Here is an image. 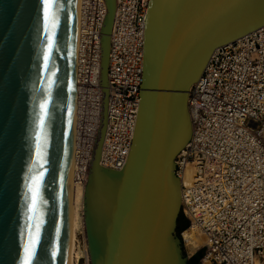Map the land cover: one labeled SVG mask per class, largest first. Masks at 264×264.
I'll list each match as a JSON object with an SVG mask.
<instances>
[{
  "label": "water",
  "instance_id": "95a60500",
  "mask_svg": "<svg viewBox=\"0 0 264 264\" xmlns=\"http://www.w3.org/2000/svg\"><path fill=\"white\" fill-rule=\"evenodd\" d=\"M106 4L103 87L116 0ZM80 6L54 0L46 18L44 0H0V264H26L37 225L31 264H69ZM263 25L264 0H150L128 159L120 170L101 164L104 115L85 186L92 264H190L175 174L192 131L188 90L217 48Z\"/></svg>",
  "mask_w": 264,
  "mask_h": 264
},
{
  "label": "built area",
  "instance_id": "2783aa9c",
  "mask_svg": "<svg viewBox=\"0 0 264 264\" xmlns=\"http://www.w3.org/2000/svg\"><path fill=\"white\" fill-rule=\"evenodd\" d=\"M149 1L116 3L103 153L111 168L126 163L136 126ZM83 9L79 144L90 148L101 90L99 82L91 87L88 75L100 56L106 2L83 0ZM188 101L193 133L176 160V173L181 177L186 165L193 169L191 182L183 184L182 216L185 229L206 241L195 250L201 251L198 264H264V26L217 48ZM84 156L82 149L78 160Z\"/></svg>",
  "mask_w": 264,
  "mask_h": 264
},
{
  "label": "bare ground",
  "instance_id": "6f19581e",
  "mask_svg": "<svg viewBox=\"0 0 264 264\" xmlns=\"http://www.w3.org/2000/svg\"><path fill=\"white\" fill-rule=\"evenodd\" d=\"M105 2H106V0H105ZM116 3H117V0H116ZM80 7H81V9H80V11H81L80 33H81V29H82V32L84 33V27H83V14H84L83 13V11H84V9H83V0H81V6ZM148 7H149V3H148ZM148 7H147V11H148ZM106 9H107V11H106V14H105L106 16H105V19H104V22H103V26H102L103 28L101 27V29H102V34L100 36V38H101L100 39L101 50H100V54H99L100 56L98 57V64H96V62H94L95 66H94V68L91 69V71H89V75H88V79L92 83L91 87L92 86L95 87V85L99 82L98 85L100 86L99 88L101 90L100 120H99V124L97 125V130H96V133H95V138H94L93 144H92V146L90 148H88V146L87 147L85 146L84 148H82L81 145L79 144V139H80L79 134H80V125H81L80 113H79L80 112L81 99H80L79 92H80V88H81V83H82V81L84 79V74L86 72V71H84L83 64L85 62L83 60V54H82V48H81L82 35L80 36V41H79L80 42V49H79V64H78V77H77V80H78V83H77V88H78L77 123H76L77 129H76L75 161H74V168H73L72 234H71L69 264H78V260H79L80 256H83V258L85 260L84 264H92L91 255H90L89 248H88L87 235H86V225H85V219H84V192H85V186H86V183H87L89 172H90V169H91V163H92V158H93V155H94V152H95L96 144H97V141H98V139L100 137L101 129H102V126H103L104 115H105V119H106V124H105L104 132L102 134L103 136H102L100 157H101V161H102L101 164L103 166L107 165V164H105V162H107V161L104 159L103 153L105 152V144L104 143H105L107 127H108V124H109V116L108 115H109V92H110V89H109L108 73L106 75V79H107L106 80V85L103 87L102 83H101V77H102V55H103L102 37L104 35L103 29H104L105 20H106L107 14H108L107 4H106ZM114 13H115L114 14V19H115L116 11ZM146 19H147V15H146ZM100 22H99V24H100ZM99 24H98L97 28L100 27ZM263 26H261V27H263ZM261 27H259V28H261ZM259 28H257V29H259ZM112 29H113V27H112ZM145 32H146V25H145ZM111 34L112 33L110 32V34H109L110 35V44H111ZM109 53H110V48H109ZM212 56H213V54H212ZM211 57H210V59H211ZM210 59H209L207 65L205 66V69H206V67L209 64ZM108 66H109V59H108ZM199 79L200 78H198L194 83L191 84V86H190V88L188 90V95H187V106H188V111H189L190 120H191V127H192L191 136H192V133H193V122H192V117H191V113H190V109H189V104H188L189 101L188 100H189V94H190V90H191L192 86L196 82H198ZM104 88H107V95L104 92ZM105 96L107 97L106 102H104ZM134 132H135V129H134ZM133 136H134V134H133ZM191 136H190V138H191ZM190 138H189L188 142L190 141ZM132 142H133V139H132ZM132 142H131V145H132ZM188 142H187V144H188ZM82 149L84 151V155L85 156L82 159L83 161L81 162V161L78 160V158L81 155ZM89 149H90V151H89ZM130 149H131V146H130ZM184 150H185V147L176 156L175 163H176V160L178 159V156ZM128 151L130 153V150H128ZM128 156H129V154H128ZM128 156H127V159H128ZM106 167L111 168L109 166H106ZM111 169L120 170V168H118V169L111 168ZM184 169H185L184 173L181 175V177L177 175L176 170H175V174L179 178L180 185H181L180 186V190H181L180 191V200H181L180 214L183 213L182 212V204L184 203V201H183L184 200L183 184L184 185H188L191 182L192 177H193V169L192 168H190V167H188L186 165ZM184 229L180 230V232L178 231L179 234H180L179 236L181 238L182 245L188 246L189 249H191V251L195 252L196 249H198V248H200V247H202L203 245L206 244L205 239L200 236L201 235L200 232L198 233V232H196L195 230H192V229L191 230L190 229L189 230H186V229L184 230ZM80 236H82V247H80V245H79L78 249L76 250V247H77L76 246L77 245L76 242L80 244V238H79ZM187 256L189 258L190 255H187ZM189 261H190V259H189Z\"/></svg>",
  "mask_w": 264,
  "mask_h": 264
},
{
  "label": "snow or ice",
  "instance_id": "6c2138e0",
  "mask_svg": "<svg viewBox=\"0 0 264 264\" xmlns=\"http://www.w3.org/2000/svg\"><path fill=\"white\" fill-rule=\"evenodd\" d=\"M45 2V13H46V18H51L53 13H52V7H53V3L54 0H44ZM29 191L33 192V202H32V206H33V211H35V205H36V199L39 196V179L37 181L34 182L33 187H31L29 189ZM39 238H40V233H39V226H36V234H35V238H33L30 241V244L28 246H26V253L28 254V259L26 261V264H31V256L32 253L35 250V246L36 244L39 242Z\"/></svg>",
  "mask_w": 264,
  "mask_h": 264
},
{
  "label": "rangeland",
  "instance_id": "374dc122",
  "mask_svg": "<svg viewBox=\"0 0 264 264\" xmlns=\"http://www.w3.org/2000/svg\"><path fill=\"white\" fill-rule=\"evenodd\" d=\"M180 221H179V226H178V231L179 230H182L181 229V227H180V225L182 226L183 225V223H184V220H186L183 216H182V214H181V216H180V219H179ZM187 221V220H186ZM188 226V225H187ZM180 227V228H179ZM180 232V231H179ZM180 235V234H179ZM80 238V244L79 243H77L76 242V250L78 249V247H79V245H80V247H82V236H80L79 237ZM183 249H184V252H185V254L186 255H190L189 256V259H190V263L191 264H198V262H199V259H200V256H201V251H199V252H193V251H191V249H189V247L188 246H185V245H183ZM193 252V253H192ZM84 262H85V260H84V258H83V256H80V258H79V260H78V264H84Z\"/></svg>",
  "mask_w": 264,
  "mask_h": 264
},
{
  "label": "trees",
  "instance_id": "16d2710c",
  "mask_svg": "<svg viewBox=\"0 0 264 264\" xmlns=\"http://www.w3.org/2000/svg\"><path fill=\"white\" fill-rule=\"evenodd\" d=\"M179 221H180V220H179ZM187 225H188V221L184 220L183 225H182V226L180 225V227H181V229H182V228L184 229V228L187 227ZM180 227H179V228H180ZM179 231H180V230H179Z\"/></svg>",
  "mask_w": 264,
  "mask_h": 264
},
{
  "label": "flooded vegetation",
  "instance_id": "af4514ba",
  "mask_svg": "<svg viewBox=\"0 0 264 264\" xmlns=\"http://www.w3.org/2000/svg\"><path fill=\"white\" fill-rule=\"evenodd\" d=\"M190 262V261H189ZM191 264V263H190Z\"/></svg>",
  "mask_w": 264,
  "mask_h": 264
}]
</instances>
